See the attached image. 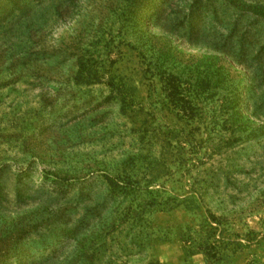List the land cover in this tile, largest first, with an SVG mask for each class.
<instances>
[{"label":"rangeland","instance_id":"1","mask_svg":"<svg viewBox=\"0 0 264 264\" xmlns=\"http://www.w3.org/2000/svg\"><path fill=\"white\" fill-rule=\"evenodd\" d=\"M0 19V264H264V0Z\"/></svg>","mask_w":264,"mask_h":264},{"label":"trees","instance_id":"2","mask_svg":"<svg viewBox=\"0 0 264 264\" xmlns=\"http://www.w3.org/2000/svg\"><path fill=\"white\" fill-rule=\"evenodd\" d=\"M36 1L39 0H29L28 2H25L23 0H5V5L0 7V16L2 15L13 16L16 13H18V11H20L22 7H26ZM1 21L2 19H0V22Z\"/></svg>","mask_w":264,"mask_h":264}]
</instances>
